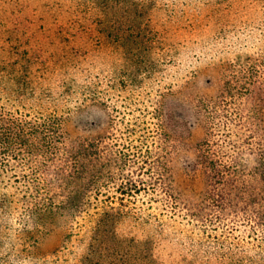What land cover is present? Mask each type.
I'll list each match as a JSON object with an SVG mask.
<instances>
[{"label": "trees", "instance_id": "obj_1", "mask_svg": "<svg viewBox=\"0 0 264 264\" xmlns=\"http://www.w3.org/2000/svg\"><path fill=\"white\" fill-rule=\"evenodd\" d=\"M111 1L105 0L106 3ZM114 1H117V9L124 10L125 5L121 6L123 0ZM128 3L140 7L145 4L143 0H128ZM221 3V0H146L145 5L164 12L169 18L167 22L171 23L173 15L180 13L185 16L189 11H195L200 17ZM257 14L263 17V20L260 19L262 22L258 23L256 18L249 23L244 20L237 41L241 38L243 41L258 39L257 35L264 41V13ZM97 21H90L89 26H77L76 36L83 38L84 33L91 36L97 25L106 24ZM122 23L121 20L107 26L116 33L129 31L133 36L134 21L125 28ZM135 29L141 28L138 26ZM141 34L142 30L136 37ZM115 37L120 39L122 35L116 34ZM222 40L223 37L221 40L213 37L209 44L201 42L194 49L185 48L184 56L188 54L189 57L190 53L198 59L208 57V53L222 45ZM248 62H251L249 66H237L234 80L225 84L216 99L202 96L193 100L198 121L209 128L219 121L234 122L242 136L254 138L257 135L253 130L254 123L257 113L264 109V53L258 55V60L253 58ZM146 68H150L152 77L159 74V66L148 64ZM69 69L61 73L44 99L47 109L53 107V114L39 116L36 112L35 116H27L26 120H12L0 132L1 161L10 153L13 159L24 161L18 166L20 176L15 178V174L14 179L2 175L9 171V163L2 162L0 166V248L5 246L4 240L12 245L7 258L18 257L29 262L39 258L37 247L43 237L51 235L55 228L69 221L75 222L79 213H82L78 217L85 219V225L80 224L81 232L78 230L76 236L85 242L79 233H85L87 237L86 232L94 234L97 231V236H92L89 241L91 247H95L102 244L100 232H104V239L108 229L122 221L131 219L149 227L170 225L171 221L165 222L164 218L167 209L173 211L178 204L188 200L183 207L184 215L173 212L180 219L174 225L175 228L180 226L177 233L173 232L174 236L183 242L185 238H190L191 242L199 238L200 246L213 253L226 251L224 255L235 259L237 264H264V202L252 197L249 199L237 182L231 183L233 174L231 177L228 174L233 171L238 173V165L229 163L230 166H227L224 163L222 167L211 154L207 138L203 146H195L200 152L193 162V169L200 166L204 175L215 169V176H220L221 181L214 178L212 187L195 195L185 194L187 190H182V186L170 177V166L174 160L193 149L189 123L179 120L172 112L171 103L178 94L167 91L160 93L156 100H145L156 84V79L151 81L152 84L146 82L149 74L132 83L127 79L119 82L111 77L106 85L117 90V97L101 103L104 91L93 89L99 84L95 82L93 85L90 75H82L80 64ZM140 95L142 98H139ZM36 99L33 98L34 101ZM86 104L103 105L116 113H108L109 123L113 121L116 125V137L105 136L96 144L79 138L83 122H80L76 112ZM72 128L77 130V135ZM222 183L225 190L216 188ZM88 223L91 227L87 226ZM192 225L196 229H204L202 233L207 236L198 235L191 240L187 229ZM97 251L92 252L100 255ZM56 263L62 264L61 260H56Z\"/></svg>", "mask_w": 264, "mask_h": 264}, {"label": "rangeland", "instance_id": "obj_2", "mask_svg": "<svg viewBox=\"0 0 264 264\" xmlns=\"http://www.w3.org/2000/svg\"><path fill=\"white\" fill-rule=\"evenodd\" d=\"M113 1L0 0V132L12 120H26L27 116L33 117L36 112L39 116L53 114V107L46 108L48 90L61 73L68 72L77 64L82 68V75H90L93 85L95 82L99 84L93 89L104 91L101 103L116 98L118 94L117 90L106 85L109 78L119 82L127 79L132 83L145 78L142 75L149 74L146 82L151 83L156 79V84L145 100H156L163 92H176L178 95L171 103L173 115L187 121L191 128L193 149L179 156L170 166L169 174L173 181L178 182L182 190H187L185 194L195 195L212 187L215 179L221 181L220 176H215V169L209 171L208 175L202 174L200 166L193 169V162L200 152L195 146H203V141L208 138L211 154L222 167L224 163L239 166L238 173L233 171L228 174L230 177L233 174L231 183L237 182L249 199L252 197L264 202V109L257 113L258 118L254 123L253 130L257 135L249 138L241 135L234 122L219 121L213 127H207V124L195 118L193 105V100L202 96L216 99L225 84L234 80L238 65L249 66L251 62L248 61L253 58L258 60V55L264 53V41L259 38L260 35L254 40H236L243 30L244 20L249 23L256 18L258 23L262 22L263 17L257 13H264V0H221V5L209 9L200 17L195 11H189L185 16L179 13L172 16L171 23L167 22L169 18L164 12L146 7V0H143L145 4L141 7L123 0L121 6L125 5L124 10L117 9V1ZM92 20L106 24L97 25L91 36L84 33L83 38L77 37L75 28L89 26ZM121 20L124 28L134 21L133 36L129 31L123 33L118 30L116 33L108 28L111 22ZM138 26L141 29H135ZM140 30L142 36L136 37ZM116 34L122 37L114 38ZM220 36L223 37L222 45L208 53V57L198 59L190 53L189 57L188 54L184 56L185 48L194 49L201 42L209 44L213 37L221 40ZM200 54L203 56V52ZM64 59L66 62L62 63ZM148 64L159 66V74L152 77L150 68H146ZM35 97L36 101L33 100ZM81 107L76 112L80 122H83L78 132L79 138L96 144L105 136H117L116 125L113 121L109 123L108 117V113L115 115V112L105 109L103 105L86 104ZM76 131L73 129L75 135ZM1 160L0 156V166L2 162L10 164L7 168L9 171L2 175L11 176L12 179L15 174V178L20 176L18 166L24 161L13 159L11 153L6 154L4 161ZM216 188L225 190V184ZM226 192L230 194L227 189ZM187 202L184 200L173 211L167 209L164 218L165 222L171 221L170 225L149 227L131 219L112 225L105 233L106 238L103 239L104 232H100L102 244L96 248L91 247L89 241L92 236H97V231L94 234L83 231L86 235L88 233L87 237L85 233H79L87 244L76 236L80 224L85 225V219L78 217L82 216L79 213L75 218L76 223L69 221L58 229L53 227L54 232L44 236L37 247L39 258L30 262L18 257L7 258L12 245L4 240L6 244L0 248L4 259L0 264H57L56 260H61L62 264H237L235 259L224 255L226 251L213 253L200 246L199 238L191 242L188 237L183 242L174 236L173 232L180 229V226H174L180 220L176 218L177 214H185L183 207ZM175 211L177 214H173ZM87 226H90L89 223ZM181 226L184 229V225ZM203 230L192 225L187 229V235L191 236V240L198 235L206 237ZM216 233L219 231L213 232ZM92 251L100 255H94ZM33 253L36 254V251Z\"/></svg>", "mask_w": 264, "mask_h": 264}]
</instances>
